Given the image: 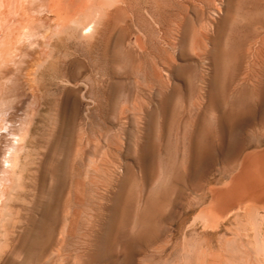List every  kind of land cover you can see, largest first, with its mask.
<instances>
[{
	"label": "rangeland",
	"instance_id": "374dc122",
	"mask_svg": "<svg viewBox=\"0 0 264 264\" xmlns=\"http://www.w3.org/2000/svg\"><path fill=\"white\" fill-rule=\"evenodd\" d=\"M0 1V264H264V43L235 51L252 0ZM246 169L260 190L235 188Z\"/></svg>",
	"mask_w": 264,
	"mask_h": 264
},
{
	"label": "bare ground",
	"instance_id": "6f19581e",
	"mask_svg": "<svg viewBox=\"0 0 264 264\" xmlns=\"http://www.w3.org/2000/svg\"><path fill=\"white\" fill-rule=\"evenodd\" d=\"M42 0H23V2L25 3V7H26V13H29V11H32L33 13H34V15L33 16H35V17H39V16H41L40 14H41V12L43 11H45V9H46V6L49 4V2H47V5L45 4V2H41ZM45 1V0H44ZM71 1V0H70ZM73 2V1H72ZM71 2V3H72ZM85 2H87V1H85ZM244 2V1H243ZM242 2V4H244ZM70 3V2H69ZM88 3V2H87ZM87 3H85V4H87ZM250 3V8H246L244 5H243V7L241 8V9H239V10H241L242 11V13H243V17L244 18H246V20H247V23H246V25H244L241 29H240V37H238V39H236L235 40V51H236V56H238V58L240 57V58H243V59H245L246 57H250V55L252 56V54H253V52H254V47H256V45H260V43L261 44H263L264 43V37H261V39H259V35H260V32H259V30H263L264 31V21L263 20H260L259 18H257V15H255V12H256V10H257V8H258V4H257V1L256 0H252L251 2H249ZM241 4V5H242ZM90 5H91V3H90ZM247 5V4H246ZM6 6V4L4 3V1L3 2H1L0 1V9H1V7L3 8V7H5ZM89 5H85V8L87 9V7H88ZM48 7V6H47ZM50 8H51V6H49ZM92 7V6H91ZM40 10H42V11H38L39 9ZM75 8V7H74ZM83 8V7H82ZM72 9H73V7H72ZM84 9V8H83ZM86 9H84V10H86ZM4 10V9H3ZM82 10V9H81ZM91 10V9H90ZM89 10V11H90ZM98 10V9H97ZM48 11V10H47ZM75 11V10H74ZM6 12V11H5ZM4 11H3V13H5ZM42 12V13H43ZM75 12H77V11H75ZM80 12V11H79ZM83 11H81L80 13H82ZM86 12V11H85ZM94 12V11H93ZM99 12H100V10L99 11H97V13H95L93 16H89L88 15V17H87V22H86V24H83V26H82V28H81V36L82 37H84V38H89V37H91L92 35H93V32H96L97 30H98V26L100 25V22H101V20H102V18H101V16L99 15ZM47 13V12H46ZM44 14V13H43ZM84 15H85V13H83ZM82 14V15H83ZM89 14V13H88ZM104 14H106L105 12H104ZM257 14V13H256ZM1 15V14H0ZM2 15H4V14H2ZM1 15V16H2ZM72 15H74V13L72 12ZM78 15V14H77ZM87 15V14H86ZM47 15H45L44 17H46ZM80 16H81V14H80ZM83 17H86V16H83ZM40 18V17H39ZM46 18H48V17H46ZM46 18H43V19H41V21H39V24H41L40 26H39V29H45L46 27H48L50 24H49V21L46 19ZM36 19V18H35ZM33 20V21H36V20ZM40 20V19H39ZM76 21V20H75ZM244 21V20H243ZM244 24V23H243ZM80 26V25H79ZM37 26H33V27H29L28 29H26V32H24L25 33V36H23V37H29V36H27L26 34H28V33H30L31 32V30L32 29H35V30H37ZM78 28H80V27H78ZM49 29V28H48ZM47 29V30H48ZM1 30H3L2 29V20H1V18H0V31ZM42 31V30H41ZM45 31H46V29H45ZM33 32V31H32ZM37 32V31H36ZM42 33V32H41ZM46 35V34H45ZM42 36V35H41ZM40 36V38H42ZM44 36V35H43ZM13 39V38H12ZM44 39V38H43ZM99 41V40H98ZM109 41V40H108ZM105 42V41H104ZM5 43H7V42H5ZM109 43V42H108ZM108 43L107 42H105L104 44H103V46H102V58H100V59H102L105 63H108L109 62V51H110V49H109V46H108ZM2 44H4V43H2ZM62 44V43H61ZM110 44V43H109ZM8 45V44H7ZM28 46V45H27ZM93 47L94 48H99L100 47V45H99V43H97V44H95V45H93ZM68 49H69V47H67ZM13 49V48H12ZM65 49V48H64ZM5 52V51H4ZM89 55V54H88ZM97 59V58H96ZM96 59H95V61H96ZM99 59V58H98ZM97 59V60H98ZM249 59V58H248ZM1 60H4L5 61V53H1L0 52V61ZM240 61V60H239ZM244 61V60H243ZM2 62V61H1ZM3 63V62H2ZM2 65V64H1ZM71 67L74 69L73 71V74H72V76L74 77V79H78L79 77H81V75H82V72H84V70L86 69V66L85 65H83L81 62H79V61H74V62H72L71 63ZM155 69V68H154ZM240 69L239 68H237V70H236V77H239L241 74H240V71H239ZM19 75V74H18ZM243 75V74H242ZM241 75V76H242ZM17 77V76H16ZM24 77V76H23ZM151 77H152V83H156V82H158V85L160 84V76H159V72H157L156 70H153V73H152V75H151ZM21 79V78H20ZM151 79V78H150ZM15 80H17L16 78H15ZM247 80V77H245V76H243V77H241V79H239V78H235V79H233V83L235 82V81H242V82H245ZM21 81H22V79H21ZM28 83V82H27ZM23 84V83H22ZM29 85V84H28ZM27 85V86H28ZM4 86V85H3ZM25 87V86H24ZM2 88V87H1ZM4 88H6V87H4ZM20 88V87H19ZM3 89V88H2ZM14 89H16V86H14V85H11L10 87H9V89L7 90V89H4V93L3 92H1L0 93V105L1 104H4V108L3 107H0V108H2V109H0V117L2 116V113H5V111H6V109H5V107H8V106H10L13 102H11V103H9V105H7V103H6V101H5V99L7 100V98H9V97H13V98H15L16 99V91L11 95V93L14 91ZM29 88H27V90H28ZM25 90V89H24ZM30 90V89H29ZM26 91V90H25ZM215 91V90H214ZM214 91H213V88H212V86L210 87V90H209V95H212V93L214 94ZM8 94H10L9 96H8ZM216 94H218V93H216ZM216 94L214 95V96H216ZM223 94V93H222ZM222 96V95H221ZM18 97V96H17ZM223 97V96H222ZM11 99V98H10ZM14 99V100H15ZM7 101H9V100H7ZM13 101V100H12ZM242 110V109H241ZM238 111H239V109H238ZM226 119V118H225ZM230 119V118H229ZM227 120V119H226ZM3 122V120L1 119L0 120V124ZM204 147V146H203ZM203 149V148H202ZM207 154V153H206ZM196 156V155H195ZM207 156V155H206ZM197 157L199 158L200 157V159H203V158H205V155L202 153V152H200V153H197ZM255 157V156H254ZM207 158V157H206ZM264 157L263 156H259V157H256L255 158V160L257 159V160H262ZM253 159V161H254V158H252ZM209 160V159H208ZM252 161V160H251ZM248 164H250V163H248ZM247 165V164H246ZM246 167V166H245ZM244 167V168H245ZM249 167H251V166H249ZM247 168V167H246ZM252 169H253V166H252ZM244 171V170H243ZM254 171V170H253ZM258 176V177H257ZM260 177V178H259ZM242 178H244L245 180H254L257 184H259L258 185V190H260V188H261V186H263L262 185V181H261V178H262V174H260L259 175V172H258V174L256 175V171H254V172H252V171H249L248 169H246L240 176H238V178H237V183H236V186H235V188L237 189L238 188V186H239V184H240V182L238 181V179H242ZM239 189V188H238ZM256 217V216H255Z\"/></svg>",
	"mask_w": 264,
	"mask_h": 264
}]
</instances>
